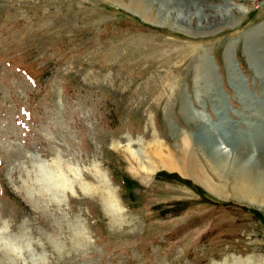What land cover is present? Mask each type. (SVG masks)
<instances>
[{"label":"rangeland","instance_id":"obj_1","mask_svg":"<svg viewBox=\"0 0 264 264\" xmlns=\"http://www.w3.org/2000/svg\"><path fill=\"white\" fill-rule=\"evenodd\" d=\"M131 1L0 0V264H264V0Z\"/></svg>","mask_w":264,"mask_h":264},{"label":"bare ground","instance_id":"obj_2","mask_svg":"<svg viewBox=\"0 0 264 264\" xmlns=\"http://www.w3.org/2000/svg\"><path fill=\"white\" fill-rule=\"evenodd\" d=\"M153 1H156L159 4L158 14H160L161 16L166 14V17L168 16V14H172L177 22H182L183 24L190 25L192 27L193 25L198 27L199 24L204 27L211 24L213 21H216V19L209 14L208 15L201 14L203 11L202 6L201 7L199 6L201 3L197 5L192 0H153ZM133 2H135L134 4L138 3L141 5H145V2H149V1L132 0L130 3ZM241 10L243 9L240 6H235V8L233 9L232 5L229 3L228 5L222 6V8H218V10L216 11L221 16H227L230 15L231 13H235ZM195 15H198V18H196ZM199 142L202 148L204 149V152L210 158L209 159L210 161L208 162L210 167L213 166V168L216 171L219 170L218 166H216L217 163L214 162L219 160L221 161L220 162L221 164L224 163V165H226L225 163L227 160L225 158L226 156L221 151L215 149L212 143H210L205 138H201V139L199 138ZM232 154L234 156L230 162L232 166L228 169V171L230 170L229 177L234 178L232 191L234 192L235 190H237L240 193V197L238 198L242 200L245 199L249 201H257L256 200L257 198L258 199L260 198L261 200L264 194V157L259 153L260 155H257L255 156V158H252V156L250 155V150L241 145L238 146L235 145V152L233 151ZM189 159L190 158L188 157L186 158L184 162L186 163L185 166L188 164L189 161L187 160ZM191 159H193L192 156Z\"/></svg>","mask_w":264,"mask_h":264}]
</instances>
